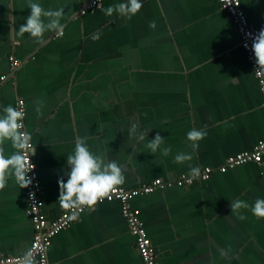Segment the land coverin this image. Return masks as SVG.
<instances>
[{
    "label": "crops",
    "instance_id": "obj_1",
    "mask_svg": "<svg viewBox=\"0 0 264 264\" xmlns=\"http://www.w3.org/2000/svg\"><path fill=\"white\" fill-rule=\"evenodd\" d=\"M239 1L248 26L263 27L264 0ZM38 2L65 10L63 33L45 32L43 43L18 33L30 14L26 0H0V106L24 101L48 222L68 210L58 202V180H67L77 137L105 162L121 165L125 182L117 187L124 189L190 176V165L220 166L264 141L258 83L218 0H141L131 19L105 14L123 0H104L84 15L86 0ZM192 128L207 132L195 152L187 140ZM157 133L165 139L161 147L172 149L168 156L146 148ZM0 147L6 156L15 151L10 141ZM184 152L192 160L177 163ZM257 198H264V178L259 165L248 163L136 196L131 206L156 264H264V218L230 208L237 199L251 206ZM32 237L25 188L10 176L0 189V257L21 255ZM46 264L142 263L119 203L105 202L52 238Z\"/></svg>",
    "mask_w": 264,
    "mask_h": 264
},
{
    "label": "clouds",
    "instance_id": "obj_2",
    "mask_svg": "<svg viewBox=\"0 0 264 264\" xmlns=\"http://www.w3.org/2000/svg\"><path fill=\"white\" fill-rule=\"evenodd\" d=\"M27 8L30 14L25 18V23L21 24L18 33L27 34L43 43L45 32L56 31L63 33L64 8L46 10L38 0H26ZM143 7L141 0H123V2L107 7L105 14L112 16L114 13L131 19ZM154 27V25H152ZM94 39L98 37H93ZM257 70L256 75H264V29H261L255 36L252 43ZM264 84V80L261 81ZM264 91V88L261 89ZM39 112V108L37 109ZM25 112L23 109H17L12 105L0 106V145L5 141L11 142V147L15 150L10 155L4 154L3 147H0V189H2L7 179L12 176L21 189L29 187L32 180L29 173L34 168L30 163V155L35 154V149L31 153L24 150L28 147L31 139L27 131H21L24 128L23 120ZM131 134H136V125H132ZM148 135V134H147ZM207 132L203 129L192 128L187 133V140L191 142L193 152L198 150L199 142L203 140ZM137 138L140 141L145 139V133H140ZM165 139L159 133L155 138L149 140L146 148L155 153L161 150L163 156H168L172 149L164 145ZM191 153H178L174 159L177 163H184L192 160ZM69 171L66 173L67 180L63 178L58 180L59 198L58 202L62 208L73 209L80 207H91L98 200L104 197L115 187L124 184L125 176L121 165L116 161L105 162L101 155L90 151L86 139L76 138L75 147L72 153L66 158ZM201 169L198 166L190 165V175L193 179L200 176ZM231 212H238L241 209H251L254 216L264 218V198H257L253 205L246 201L235 200L230 203ZM243 219V217H241ZM19 264H37L34 253L31 249L24 251L18 258Z\"/></svg>",
    "mask_w": 264,
    "mask_h": 264
},
{
    "label": "built area",
    "instance_id": "obj_3",
    "mask_svg": "<svg viewBox=\"0 0 264 264\" xmlns=\"http://www.w3.org/2000/svg\"><path fill=\"white\" fill-rule=\"evenodd\" d=\"M104 0H86L83 3V7L80 14L84 15L87 11L95 9ZM220 7L226 11L229 20L235 25L237 32L240 36V46L243 49L246 59L250 65L252 73L258 83V87L263 99L264 105V84L261 83L264 80V75L257 76V65L252 51L253 39L258 35L263 27L253 29L248 26L247 19L244 10L239 0H218ZM13 66L17 64L10 57ZM5 77H1L3 80ZM14 107L17 109H23L25 112V105L22 99H17ZM24 125V123H23ZM25 131V128L21 129ZM27 153L33 151V145L29 141L28 147L24 150ZM30 155V163L34 165V168L29 173V178L32 183L29 187L25 188L26 200H27V215L30 218L33 227V237L28 249H31L34 253L37 264L47 263V249L51 244L52 238L60 231L67 229L75 219L87 208L80 207L68 209L62 213L54 221L48 222L41 212L42 199H41V185L39 182L37 167L33 160V155ZM253 163L261 167V173L264 178V141H259L251 151H244L235 155L229 156L225 162L217 167H203L201 168V174L198 178L193 179L191 176L185 174L179 175L174 181L165 183L160 179H154L149 183L141 184L135 188L124 189L115 187L102 197L96 204L118 202L120 205L121 216L125 219L128 226L129 234L134 240L136 252L141 260L142 264H156L155 250L147 236L144 226L139 218V210L131 206V200L140 195L150 194L158 189H165L171 187H186L193 184L196 181H207L214 173H225L230 169H234L244 164ZM15 257H0V264H19L18 258Z\"/></svg>",
    "mask_w": 264,
    "mask_h": 264
}]
</instances>
